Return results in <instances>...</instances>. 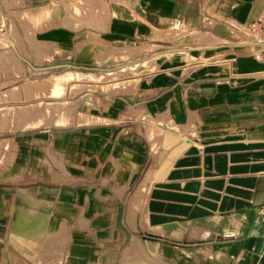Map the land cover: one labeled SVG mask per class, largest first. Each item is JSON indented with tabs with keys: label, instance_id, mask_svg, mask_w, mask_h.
Returning a JSON list of instances; mask_svg holds the SVG:
<instances>
[{
	"label": "crops",
	"instance_id": "1",
	"mask_svg": "<svg viewBox=\"0 0 264 264\" xmlns=\"http://www.w3.org/2000/svg\"><path fill=\"white\" fill-rule=\"evenodd\" d=\"M256 23L264 0H0V37L44 75L6 129L0 87V264H264ZM110 47L126 58L100 62Z\"/></svg>",
	"mask_w": 264,
	"mask_h": 264
},
{
	"label": "rangeland",
	"instance_id": "2",
	"mask_svg": "<svg viewBox=\"0 0 264 264\" xmlns=\"http://www.w3.org/2000/svg\"><path fill=\"white\" fill-rule=\"evenodd\" d=\"M24 0H21V2H23ZM5 4V3H4ZM5 7L7 10H9V8L6 6L5 4ZM55 13V9L53 10H49V9H45V8H39L38 10H36L32 16H31V20L33 21V23L37 26H41L43 25L44 23V18L45 17H48V16H52L54 15ZM17 15V14H16ZM28 16H27V7H23L21 9V12L19 13V15H17V20L20 24V27L21 29L25 32V34L27 36H29V32L28 30L30 29L27 25H29V20L27 19ZM9 28V24L5 25V31L6 33H4V35L2 37H0V87H2L1 89H3V91L5 92V98H4V106L6 108L5 111H3L2 113V116H3V128H7L9 125H11L10 121H11V115L13 114H23L24 112H26V110H28L29 108V105H30V102H29V99H28V94H32L35 93L36 94V97L37 98H40L42 97V93L44 91V86L41 82L39 83H36L35 87L32 86L30 84V82H33L35 79H41L44 75H34V72L29 75L27 74V68L23 62V58H21V55L18 54L16 52V49H14L13 47V43H12V40L9 36V32H7ZM11 34L13 33L14 36L16 34V36L13 38L15 39L14 40V43L16 45V42H18V44H20V51L21 53H23L24 55L28 56L27 54V51H26V48L23 44V41L21 39V37L19 36L18 34V31H17V28H16V25L14 22L11 21ZM13 36V35H12ZM28 40H29V37H26ZM16 41V42H15ZM17 46V45H16ZM30 46L32 49H34V45L32 44V42L30 43ZM137 46H141V45H137ZM37 48V47H36ZM38 48L40 49V51H42V47H39ZM134 48V46H132V49ZM13 49V50H12ZM116 50L118 53V55L116 57H110V58H107L105 60H100V62H106L108 60H110L111 58H121V59H125L126 56H127V53H128V48H116V47H110L108 50ZM136 48H134L133 50H135ZM132 50V51H133ZM13 52H15L14 54V57L16 59L17 58V62L20 63L18 61V59L21 61V69L19 66H15L11 61L10 59L7 57V54H11ZM135 54V53H134ZM105 55V53H101L99 57H103ZM97 58L98 60L100 58ZM36 59L34 60V58H32L31 60L32 61H36V62H39L40 59H43V57L39 58V57H35ZM128 58H130V55L128 56ZM104 66V65H103ZM107 65H105L106 67ZM18 67V68H17ZM97 65H88L86 66V68L88 69L87 71L88 72H91V71H94L95 69H97ZM93 69V70H92ZM20 70V71H19ZM97 71V70H96ZM20 72V73H19ZM75 77V75L73 74H67V75H62V76H59V77H53L51 80H49L48 82L51 83L52 81H54V85H51V89H52V92H60L63 87H64V82L65 81H70L72 80L73 78ZM111 77V76H110ZM79 78H85L86 77H79ZM100 78H103V79H96L95 82H104L106 83L108 80H109V76L108 75H104V77H100ZM88 80H91V79H88ZM61 85V86H58V85ZM76 86L75 85H72L71 86V89L75 88ZM86 88H98V85L96 84H93V83H90V81H85L83 83L82 86H80L79 89H75L74 90V93L76 91H81L82 89H86ZM12 89H14V91H12ZM58 90V91H57ZM11 92H14L15 96H19V101H16L13 103L12 101V95H11ZM72 90H71V94H72ZM33 101V100H32ZM59 101H57L56 104H52L51 105V108L53 110V112H58L60 111L61 109V106L60 104L58 103ZM86 102V101H85ZM18 103V104H17ZM33 103V102H32ZM81 103V102H80ZM70 104V103H69ZM80 105V104H79ZM77 105V106H79ZM12 106H14V108H12ZM63 106H66V105H63ZM77 106H74V107H70V105H67V109L71 112V115L75 113V110L77 108ZM19 107V108H17ZM11 108V109H10ZM36 108H38L36 106ZM10 109V111H8ZM65 122L66 119L64 117H52V123H58V122Z\"/></svg>",
	"mask_w": 264,
	"mask_h": 264
},
{
	"label": "built area",
	"instance_id": "3",
	"mask_svg": "<svg viewBox=\"0 0 264 264\" xmlns=\"http://www.w3.org/2000/svg\"><path fill=\"white\" fill-rule=\"evenodd\" d=\"M251 29L253 32L262 35L256 38V44L259 45V53L264 57V25H262V23L252 24Z\"/></svg>",
	"mask_w": 264,
	"mask_h": 264
},
{
	"label": "bare ground",
	"instance_id": "4",
	"mask_svg": "<svg viewBox=\"0 0 264 264\" xmlns=\"http://www.w3.org/2000/svg\"><path fill=\"white\" fill-rule=\"evenodd\" d=\"M215 35V34H214ZM15 36H16V34H15ZM198 36V35H197ZM213 37V36H212ZM217 39V38H216ZM118 52L116 51V50H112V49H110V50H108L106 53H105V55L101 58V57H99L100 59L99 60H105V59H107V58H110V57H116L118 54H117ZM10 59H11V61L13 62V64L15 65V66H19L20 67V65H18L17 63H16V60H14L13 58H12V55L10 54ZM18 68V67H17ZM20 69H21V67H20ZM20 71V70H19ZM20 73V72H19ZM33 84V83H32ZM31 84V85H32ZM51 85H53V86H55L54 84V81H52L51 83H50ZM34 85H35V83H34ZM47 85V84H46ZM58 85V84H57ZM49 86V85H48ZM58 86H61V85H58ZM35 87V86H34ZM50 87V86H49ZM58 91V90H57ZM56 92V91H55ZM70 94H71V92H70ZM72 94H73V92H72ZM135 249H136V247H135ZM140 250V249H139ZM138 250V251H139ZM135 252V251H134ZM137 252V251H136ZM134 254V253H133ZM155 258V257H154ZM135 259V258H134ZM126 261V260H125ZM129 261V260H128ZM155 261V260H154ZM157 262V261H156ZM145 264V263H144ZM151 264H153L152 262H151Z\"/></svg>",
	"mask_w": 264,
	"mask_h": 264
}]
</instances>
